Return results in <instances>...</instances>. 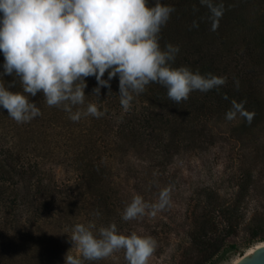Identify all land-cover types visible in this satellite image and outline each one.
Returning a JSON list of instances; mask_svg holds the SVG:
<instances>
[{
    "label": "trees",
    "instance_id": "16d2710c",
    "mask_svg": "<svg viewBox=\"0 0 264 264\" xmlns=\"http://www.w3.org/2000/svg\"><path fill=\"white\" fill-rule=\"evenodd\" d=\"M159 2L175 9L159 34L161 48L179 47L172 67L225 82L180 102L152 82L133 93L125 109L118 76L107 87L93 75L85 77L84 104L71 113L49 106L39 92L30 100L41 115L31 121L18 123L0 108V264H65L77 224H94L98 235L114 223L121 232L126 206L113 191V172L134 177L139 192L160 182L181 152L201 149L222 150L229 184L194 193L181 264H217L236 247L227 241L264 178V0ZM3 63L0 52V73ZM0 80L10 91H23L14 74ZM89 103L103 115L87 114ZM76 112L79 118L71 119ZM57 169L69 177L59 181ZM82 257L81 264L100 260Z\"/></svg>",
    "mask_w": 264,
    "mask_h": 264
},
{
    "label": "clouds",
    "instance_id": "9594fccd",
    "mask_svg": "<svg viewBox=\"0 0 264 264\" xmlns=\"http://www.w3.org/2000/svg\"><path fill=\"white\" fill-rule=\"evenodd\" d=\"M174 6L157 0H0V52L3 75H15L23 91H10L0 80V108L18 123L41 115L30 97L43 93L49 106H72L85 102V77L95 76L99 86L110 87L119 78V96L125 109L133 93L159 83L175 102L186 100L192 91H208L225 79L193 72L187 66L172 67L179 47L161 48L159 34ZM107 72L108 79H103ZM98 97L100 87L94 89ZM87 114L103 113L89 103ZM79 112L71 114L77 120ZM163 203L156 207L162 208ZM148 205L136 195L123 210L124 220L142 216ZM77 224L71 236L81 255L99 260L123 250L128 264H148L157 241L151 235L123 234L116 225L101 227ZM69 253V252H68ZM65 264H81L69 255Z\"/></svg>",
    "mask_w": 264,
    "mask_h": 264
},
{
    "label": "rangeland",
    "instance_id": "374dc122",
    "mask_svg": "<svg viewBox=\"0 0 264 264\" xmlns=\"http://www.w3.org/2000/svg\"><path fill=\"white\" fill-rule=\"evenodd\" d=\"M228 164L220 149L183 151L170 163L160 182H149L139 192L134 177L128 180L125 172H113L112 181L116 185H111L113 191L122 197L121 203L124 206L136 195L142 196L148 205L142 216L126 220L120 233L127 235L136 232L139 235H151L156 239L157 247L148 264H181L187 245L186 216L194 193L204 187L227 186L229 183L225 180L229 171ZM141 171L142 168L137 167V173ZM56 174L59 181L69 177L67 169H57ZM161 203L164 204L162 208L156 207ZM243 209L241 223L236 233L227 241V247H236L229 248L225 258L217 264H232L257 245L264 243V178L258 183L257 194L251 197ZM62 235L59 234V237ZM70 246L72 248H69L68 254L79 259L80 250L74 246L73 241ZM84 259L82 257V260ZM97 264H128V261L124 251L118 250L100 259Z\"/></svg>",
    "mask_w": 264,
    "mask_h": 264
},
{
    "label": "water",
    "instance_id": "95a60500",
    "mask_svg": "<svg viewBox=\"0 0 264 264\" xmlns=\"http://www.w3.org/2000/svg\"><path fill=\"white\" fill-rule=\"evenodd\" d=\"M233 264H264V245L257 247L250 254L241 256Z\"/></svg>",
    "mask_w": 264,
    "mask_h": 264
},
{
    "label": "bare ground",
    "instance_id": "6f19581e",
    "mask_svg": "<svg viewBox=\"0 0 264 264\" xmlns=\"http://www.w3.org/2000/svg\"><path fill=\"white\" fill-rule=\"evenodd\" d=\"M264 245V243H261V244H259V245H257L256 247H254L248 254H250V253H252L257 247H260V246H263ZM240 258H238V259H236L234 262H236L237 260H239ZM233 262V263H234ZM232 263V264H233Z\"/></svg>",
    "mask_w": 264,
    "mask_h": 264
}]
</instances>
